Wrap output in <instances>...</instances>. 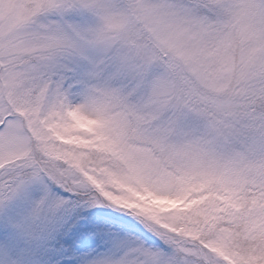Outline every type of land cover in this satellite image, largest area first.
I'll list each match as a JSON object with an SVG mask.
<instances>
[{"label":"snow or ice","instance_id":"6c2138e0","mask_svg":"<svg viewBox=\"0 0 264 264\" xmlns=\"http://www.w3.org/2000/svg\"><path fill=\"white\" fill-rule=\"evenodd\" d=\"M0 264H264V0H0Z\"/></svg>","mask_w":264,"mask_h":264}]
</instances>
